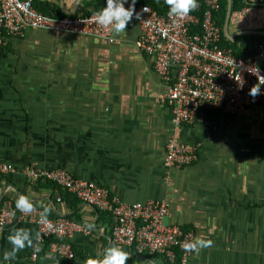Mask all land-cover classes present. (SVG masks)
I'll use <instances>...</instances> for the list:
<instances>
[{
  "label": "crops",
  "instance_id": "1",
  "mask_svg": "<svg viewBox=\"0 0 264 264\" xmlns=\"http://www.w3.org/2000/svg\"><path fill=\"white\" fill-rule=\"evenodd\" d=\"M76 1L33 0L38 8L62 13V4L72 11ZM97 2L102 8L100 0H81L74 15L94 11ZM250 30H264V6L233 14V40L256 34L240 33ZM140 35V24L132 19L113 42L27 28L5 44L0 61V162L15 171L0 175V206L6 201L15 205L17 196L26 194L43 214L50 209L48 217L74 219L91 226L92 233L70 239L73 260H60L47 246L33 261L38 225L16 214L0 229L3 264H85L106 247L118 246L112 241V215L53 182L34 181L31 167L67 170L126 203L168 202L167 224L193 229L196 240L211 241L187 264H264V106L231 117L216 111L211 127L194 123L176 128L170 107L161 99L168 86L153 59L136 46ZM173 137L195 148L194 163L165 165ZM17 228L29 229L33 244L14 261H3L12 247L7 236ZM119 247L130 254L127 264H172L163 255L150 257ZM173 264H181V255Z\"/></svg>",
  "mask_w": 264,
  "mask_h": 264
},
{
  "label": "built area",
  "instance_id": "2",
  "mask_svg": "<svg viewBox=\"0 0 264 264\" xmlns=\"http://www.w3.org/2000/svg\"><path fill=\"white\" fill-rule=\"evenodd\" d=\"M102 8L106 0H100ZM246 6L263 7L264 0H243ZM128 3L125 4V7ZM63 17L40 12L33 0H0V61L2 51L11 37L22 36L27 28L95 36L113 42L115 34L108 27L94 22L95 13ZM221 8L220 0H203V8L178 18L170 17L168 9L160 13L148 4H135L141 35L136 41L139 50L148 54L154 68L168 86L161 96L170 107L176 128L201 123L214 126L211 116L219 111L233 116L238 111L264 106V86L259 97L249 95L250 88L264 76V40L257 52L247 58L237 57L232 49L221 45L222 28L216 21ZM198 159L191 145L172 138L167 145L165 165L182 168ZM15 168L0 162V175L14 172ZM29 175L34 181L45 179L57 184L79 200L95 206L114 217L112 241L118 246L133 247L138 254H160L169 263L187 264L194 253L185 251L182 244L196 240L193 229L167 224L169 204L161 200L145 203H126L113 197L110 191L95 182L76 178L64 169L39 170L31 167ZM18 214L22 220H33L38 225L40 238L31 259L36 261L48 246L60 260H73L76 256L70 239L77 233L90 235L92 229L67 217H45L34 206L31 214L20 213L10 201L0 206V229Z\"/></svg>",
  "mask_w": 264,
  "mask_h": 264
},
{
  "label": "clouds",
  "instance_id": "3",
  "mask_svg": "<svg viewBox=\"0 0 264 264\" xmlns=\"http://www.w3.org/2000/svg\"><path fill=\"white\" fill-rule=\"evenodd\" d=\"M168 6L170 17L183 18L195 11L199 6V0H164ZM128 6L125 7V4ZM136 0H106L105 6L95 13L94 22L102 27H108L111 31L119 35L126 30V26L132 21L134 15L139 17L135 10ZM264 86V76L258 77V82L254 84L249 95L254 99L259 97ZM16 209L22 214H31L34 210L33 200L29 195L20 194L15 200ZM50 209H44V216L47 217ZM91 227V226H89ZM40 233H36V238H40ZM11 249L3 254V261L15 260L17 253L33 244L32 233L29 229L17 228L7 236ZM211 245L210 240L186 241L182 244L185 251L199 253L202 247ZM130 254L119 246L106 247L102 253L92 256L85 261V264H127ZM0 264H3L0 261Z\"/></svg>",
  "mask_w": 264,
  "mask_h": 264
},
{
  "label": "trees",
  "instance_id": "4",
  "mask_svg": "<svg viewBox=\"0 0 264 264\" xmlns=\"http://www.w3.org/2000/svg\"><path fill=\"white\" fill-rule=\"evenodd\" d=\"M227 3H228L227 0H220L221 8H220V11H219V13H217L216 18H215L218 25L221 26V28H222L221 45L225 48L232 49L234 54L240 58H247L251 55H254L257 52L258 45L264 40V35H257V34L241 35L233 41L228 39L224 35V32H223V27H224L225 18H226V11H227ZM135 4H148L160 13H165L168 9V6L165 4L164 0H136ZM199 6L201 8H203V0H199ZM250 8H257V7L246 6V4L243 2V0H233L232 16L234 13H238V12L242 13V12H244ZM37 9L40 12H42L44 14H48V15L59 16V17L66 16L64 13H62L58 9H53V10H51V12H48L47 10H44V9L38 8V7H37ZM97 10H99L98 2H97V6H96L94 11L84 12L82 14H90V13H93ZM232 16H231V19H232ZM239 40H241L242 43H239L238 42ZM130 248H132L134 250L133 247H130ZM140 255H149V254H140ZM149 256L150 257H158V256H160V254H154V255H149Z\"/></svg>",
  "mask_w": 264,
  "mask_h": 264
},
{
  "label": "water",
  "instance_id": "5",
  "mask_svg": "<svg viewBox=\"0 0 264 264\" xmlns=\"http://www.w3.org/2000/svg\"><path fill=\"white\" fill-rule=\"evenodd\" d=\"M81 0H77L76 1V6L74 7V9L72 11H68L64 9V5L62 4V10L64 14L67 15H74L77 11V7L79 5ZM227 11H226V18H225V23H224V27H223V32L225 34L226 37H228L229 39L233 40L237 34L231 35L230 31H229V25L231 22V16H232V7H233V0H227ZM240 33H256V34H262L264 35V30H250V31H241Z\"/></svg>",
  "mask_w": 264,
  "mask_h": 264
}]
</instances>
